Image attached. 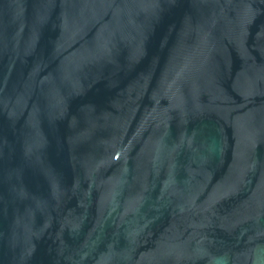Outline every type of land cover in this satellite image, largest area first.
<instances>
[{"label": "water", "instance_id": "95a60500", "mask_svg": "<svg viewBox=\"0 0 264 264\" xmlns=\"http://www.w3.org/2000/svg\"><path fill=\"white\" fill-rule=\"evenodd\" d=\"M0 264H264V0H0Z\"/></svg>", "mask_w": 264, "mask_h": 264}]
</instances>
